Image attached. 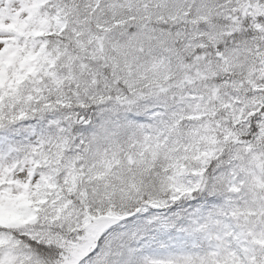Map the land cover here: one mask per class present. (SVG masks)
<instances>
[{
	"label": "snow or ice",
	"instance_id": "snow-or-ice-1",
	"mask_svg": "<svg viewBox=\"0 0 264 264\" xmlns=\"http://www.w3.org/2000/svg\"><path fill=\"white\" fill-rule=\"evenodd\" d=\"M0 264H264V0H0Z\"/></svg>",
	"mask_w": 264,
	"mask_h": 264
}]
</instances>
